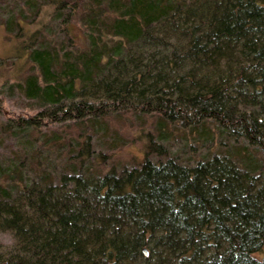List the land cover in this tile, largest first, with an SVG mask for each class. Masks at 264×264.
I'll use <instances>...</instances> for the list:
<instances>
[{"label": "trees", "instance_id": "trees-1", "mask_svg": "<svg viewBox=\"0 0 264 264\" xmlns=\"http://www.w3.org/2000/svg\"><path fill=\"white\" fill-rule=\"evenodd\" d=\"M25 3L65 41L43 19L4 24L30 73L13 87L42 108L0 125L36 145L32 177L0 173V264H264V0ZM117 121L137 143L121 173L93 151ZM166 133L209 154L181 163ZM54 150L55 179L39 159Z\"/></svg>", "mask_w": 264, "mask_h": 264}, {"label": "rangeland", "instance_id": "rangeland-1", "mask_svg": "<svg viewBox=\"0 0 264 264\" xmlns=\"http://www.w3.org/2000/svg\"><path fill=\"white\" fill-rule=\"evenodd\" d=\"M26 1L27 0H0V125L5 124L10 119L16 120L21 116L26 118L34 116L42 108V104L38 102V100L28 98L19 88L13 87L24 75H28L29 68H25V72H20V62H16L13 54L14 46L5 34V21L11 17H19V15L23 14L25 21L32 24L29 28L33 29L36 26V22L43 19L45 23L49 22L48 28L54 31V37L58 41H65L63 34L58 30L57 21L52 19L50 22L48 18L45 20L43 15V17L39 16L37 18V15L35 16V13L32 12V8L26 6ZM32 2L33 4L41 5L45 4L46 0H32ZM47 29L45 31H47ZM16 30L15 28L13 34L17 32ZM41 40L43 41V39ZM1 65H3V67ZM142 123L143 120H138L137 125L142 126ZM131 126L132 124L129 122L123 123L117 121L112 126H109L108 129L105 126H98L95 136H93V151L96 155L99 153L106 155L108 158H106L105 166H107V168L113 166L117 168L119 173L124 169L133 167L135 163L132 157L134 152H136L137 143L134 140L136 132L133 131ZM40 130L42 133L39 134L43 139L42 136L44 132L46 133V130L44 128ZM186 138L183 133H176L174 136L166 133V135L162 137L161 143L167 147L171 158L178 159L181 163L191 164L197 158H200L201 155L207 156L209 154L207 147L197 144L192 139L187 141ZM32 145L36 146L32 140L24 138V133L21 130H15V132L8 135H5L3 131L0 130V173L5 170L8 165L12 163L20 164L23 161H26L24 163L25 166L31 169L29 163L31 158H33V153L31 152ZM238 147L237 145L235 147L231 144L228 146L227 150H222L224 152H235V150H238ZM195 149H197L196 154ZM39 159L45 169L52 173V176L54 175L53 169H56L60 173L59 170L66 169L65 166H68L66 163L67 160L63 158L61 150H54V152L43 151ZM151 159L155 160L154 157H151ZM29 169L26 170V172L32 177L33 171ZM89 169L92 175L97 174V168L89 167ZM56 170L54 171L55 174ZM12 179L14 181H19L20 175L15 174ZM12 244V236L9 233L0 232V245L7 247Z\"/></svg>", "mask_w": 264, "mask_h": 264}, {"label": "water", "instance_id": "water-1", "mask_svg": "<svg viewBox=\"0 0 264 264\" xmlns=\"http://www.w3.org/2000/svg\"><path fill=\"white\" fill-rule=\"evenodd\" d=\"M142 253H143L145 258L148 257V251L146 249H142Z\"/></svg>", "mask_w": 264, "mask_h": 264}]
</instances>
